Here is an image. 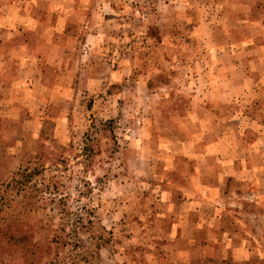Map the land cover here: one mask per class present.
I'll return each instance as SVG.
<instances>
[{"label":"rangeland","instance_id":"rangeland-1","mask_svg":"<svg viewBox=\"0 0 264 264\" xmlns=\"http://www.w3.org/2000/svg\"><path fill=\"white\" fill-rule=\"evenodd\" d=\"M0 207V264H264V0H0Z\"/></svg>","mask_w":264,"mask_h":264},{"label":"trees","instance_id":"trees-1","mask_svg":"<svg viewBox=\"0 0 264 264\" xmlns=\"http://www.w3.org/2000/svg\"><path fill=\"white\" fill-rule=\"evenodd\" d=\"M17 176L12 177V181L8 183V185H11L13 188H17L21 191H27V186H29L30 179L32 178L33 172L31 170H21L18 171ZM33 189V187H32ZM31 194V191L28 192V195ZM53 198V197H51ZM61 202L63 203L65 201V198L62 197L60 198ZM1 208V207H0ZM2 209V208H1ZM66 215V218L64 215ZM89 214L91 213V210H89L86 207L78 205L77 208L74 210L59 208V214H60V221L58 224H60V227L58 228V231H64L67 229L65 236L66 238L72 237L74 239V243H72L73 247H80L83 246V242L85 241L84 238L82 237L81 234L83 233H89L87 236V239H95L96 237L94 236L92 232L93 230V221L91 217L88 216V218H84V214ZM62 214V216H61ZM69 256V254H68ZM77 264L74 258L69 257V261L63 264Z\"/></svg>","mask_w":264,"mask_h":264}]
</instances>
